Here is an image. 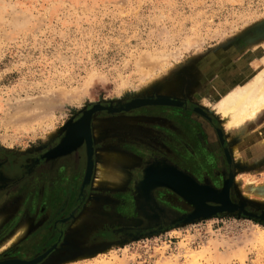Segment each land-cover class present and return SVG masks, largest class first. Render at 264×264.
Masks as SVG:
<instances>
[{
	"label": "rangeland",
	"instance_id": "1",
	"mask_svg": "<svg viewBox=\"0 0 264 264\" xmlns=\"http://www.w3.org/2000/svg\"><path fill=\"white\" fill-rule=\"evenodd\" d=\"M262 23L264 0H0V174L6 177L0 179V260L25 248L33 257L51 249L37 264H264V221L240 212L135 239L122 233L150 224L136 209L137 185L147 161L162 154L193 162L199 152L215 188L232 170L230 199L264 212V150L242 164L233 151L264 118L235 132L211 105L216 83L229 84L233 64L242 63V75L247 65L251 70L245 57L264 44ZM138 96L174 97L188 107L93 114V170L100 151L108 154L103 166L119 175L101 187L91 174L83 200L91 204L81 215L84 145L77 157L31 160L54 146L83 110ZM114 153L136 161L117 163ZM152 196L178 214L192 210L168 188H154ZM55 218L65 220L51 230Z\"/></svg>",
	"mask_w": 264,
	"mask_h": 264
},
{
	"label": "bare ground",
	"instance_id": "2",
	"mask_svg": "<svg viewBox=\"0 0 264 264\" xmlns=\"http://www.w3.org/2000/svg\"><path fill=\"white\" fill-rule=\"evenodd\" d=\"M253 53H254L253 54L254 57H256L255 59L254 57L248 55L245 57V59H249V58L252 59L251 65L249 64L251 66V70H248V65H247L246 69L244 68L245 70L242 75V72H240L238 69L239 66H237L239 64L238 62L236 64H233L231 69L226 73L229 76V79L231 78V80H229L228 85H224L223 82L216 83L215 93H218V96L217 98L215 97L216 99L211 105L214 111L219 113L222 119V123L224 124L227 130H233L235 132L236 131L239 132V130H242L245 127L246 125L245 123L248 122L253 123L260 117L264 118V44L261 45L260 48L256 47L255 49H253ZM241 64L242 63H240L239 65ZM220 72H223V70H221ZM220 74H225V73H220ZM173 99L174 97H168V96H138L130 99L126 103H128L127 107H132V106L134 107L145 104H151L153 102L158 104H168L171 103ZM124 105L125 104H119V105H115L114 107L113 106L111 107L117 109ZM195 110L198 114H201L205 116L207 119H210L209 115L201 107L196 106ZM91 114L92 113L90 112V109H86L78 120H76L75 122H70L60 142L49 149L50 154H59L70 151L71 152L73 151L74 153V151L78 147H80V145L85 146V149H87V153L90 154V152H93ZM192 134H193L192 132L188 133V135L190 136ZM215 136L217 137L220 143L224 142V133L220 128H216ZM236 149L239 151L240 154H242L241 155L242 160L239 159L241 164L248 163L247 160H249L251 157H254V154L256 152L259 154L261 150H264V125L256 128L255 130H252L247 136H245L242 139L239 145H236L233 148V151L234 150L236 151ZM97 153H99L98 158H99V163L101 164L97 169L93 170L94 166L92 162L91 172L95 171V175H96V177L94 176L95 177L94 185H100L101 183H103V185L105 184L106 186L109 184L116 183L117 176L119 175L117 174L118 172L116 171L111 172V169L109 171L107 170V168L103 166L104 163L103 159L106 158L108 154L100 151L99 152L97 151ZM223 154L228 163H230L233 160L231 152L225 147L223 148ZM113 155H115V153ZM113 155L112 157L117 163H128L131 162L132 160L134 162L136 161L134 158L127 156L126 154H118L115 156ZM184 158L182 156H179V154L177 156L173 155V157H170V160L168 159V157L165 158L164 156L155 157L151 160L152 163L156 160L154 162L155 167H153V165L152 166L150 165L151 164L150 161H147L148 163L144 166L145 169L150 162L149 164L150 166L146 170V175L147 177L150 178V180L144 182L143 185H140L138 183L137 185L138 193L135 204L138 212H140L146 218V219L144 218L145 222L148 221L150 223V224L148 223L149 225L145 227L146 229L158 230L160 227H170L171 224L174 225L179 220H184L193 216L203 217V216L211 215L217 210H228V212H231L236 208H241L240 204L243 203L240 202L234 203L230 199V192L233 185L234 175L231 176L230 172H228L229 173L228 176H226L222 180L221 187L215 188L211 182L212 178L208 176V173L209 174L211 173L210 170L204 168V161L193 164L190 161L187 162L186 160L184 161L183 160ZM200 163L202 168L200 167ZM86 165H88L87 169L89 170L91 165L90 161H88V164ZM169 166L174 167L181 173L175 171L173 168H170ZM183 167H185L188 170L184 169ZM144 169H143V174H144ZM159 170L164 174L163 173L160 174ZM193 173L199 174L200 178H203V182H199ZM163 176L164 178L167 177L168 181H170L171 184L176 185L178 189H180L183 193L184 192L186 193V196L183 195L185 202L188 204V206L192 207V210L194 209L193 212L178 214L176 212H173L165 207H161L160 205L156 204L152 196L153 189L151 190V186H153L152 182H156L155 179L160 180L162 179ZM230 176L231 178H229ZM90 200L91 198H88L86 202L83 203L81 215L84 214L87 209H89V206L91 204ZM21 232H22L21 229L18 230L15 233V235L10 239L12 241L15 240ZM50 250L51 249H46L45 251L34 256L30 260H24L18 257L6 258L0 260V264L1 263L37 264V262H39V260L41 261V259H43Z\"/></svg>",
	"mask_w": 264,
	"mask_h": 264
},
{
	"label": "water",
	"instance_id": "3",
	"mask_svg": "<svg viewBox=\"0 0 264 264\" xmlns=\"http://www.w3.org/2000/svg\"><path fill=\"white\" fill-rule=\"evenodd\" d=\"M152 98H154V97H152ZM119 102V101H118ZM118 102H115L114 104L113 103H108V104H94L93 106H91L89 109H90V112L92 113L91 115L93 116V114H95L96 112H100V111H107V112H109V113H120V112H127V111H130V110H132V109H137V108H140V107H146V106H175V107H182V108H187L188 106H187V102L186 101H184V100H180V99H177V98H174L173 99V101L171 102V103H168V104H158V103H155V102H153V103H151V104H145V105H140V106H132V107H127L128 105V103H125V102H127V101H125V102H122L121 104H125L124 106H121V107H119V108H117V109H114V108H112L111 106H113V105H117V104H119ZM150 103V102H149ZM114 107V106H113ZM86 110V109H85ZM85 110H83L82 111V113H81V115L77 118V119H75V120H73V121H69L66 125H65V129H64V132L66 131V129H67V127H68V125H69V123L70 122H75L76 120H78L81 116H82V114L84 113V111ZM193 110L194 111H196L195 110V108H193ZM64 134V133H63ZM63 136V135H62ZM62 139V137L59 139V141L55 144V145H57L59 142H60V140ZM223 142H221V144H222ZM54 145V146H55ZM81 146V145H80ZM53 147V146H52ZM51 148V147H50ZM49 149V148H48ZM46 150L43 154H41L39 157H37V158H34V159H32L31 160V165H34V164H36V163H39V161L40 160H50V159H54V158H57V157H59V156H63V155H66V154H69L70 152H64V153H59V154H50V152H49V150ZM92 153L93 152H90V154L89 153H87V149H86V155H87V159H86V164H88V161H90V169L88 170L87 169V166L88 165H86V171H85V175H84V179H83V182H82V185H81V190L80 191H83L84 190V188H86L88 185H89V183H90V179H91V174H92V172H91V169H92ZM156 161V160H155ZM154 161V162H155ZM152 163L151 162V166L153 165V167H155V163ZM148 164V166L144 169V174H143V178H142V180L139 182V184L140 185H143V183L144 182H147V181H149L150 180V178L149 177H147V175H146V170L149 168V165ZM229 165H231V162L230 163H228ZM30 166L28 165V166H26V168H29ZM170 168H173L175 171H177V172H180V171H178L177 169H175L174 167H172V166H169ZM152 168V167H151ZM159 172H160V170H159ZM228 172H230V174H231V176L233 175V173H232V170H230V171H228ZM161 173H163V172H160V174ZM181 173V172H180ZM148 174V173H147ZM164 174V173H163ZM162 174V175H163ZM231 176L229 177V178H231ZM164 176L162 177V179H160V180H158V179H155L156 180V182H152L153 183V186H151V188L152 189H154V188H157V187H165V188H168V189H170V190H172L174 193H176L179 197H181L184 201H185V199H184V196L183 195H185L186 196V193L184 192H182L180 189H178V187L176 186V185H174V184H171L170 183V181H168V178L166 177V178H164ZM0 179L1 180H5L6 179V177L5 176H3L2 174H0ZM151 189V190H152ZM82 194V193H81ZM238 202H240V203H243V202H241V201H238ZM244 204V203H243ZM243 204H240L241 205V208H236V209H234L233 211H231V212H228V210H217V211H215L213 214H211V215H208V216H203V217H201V216H193V217H190V218H187V219H184V220H179L177 223H175L174 225L173 224H171V226L170 227H173V226H177V225H179V224H181V223H189V222H192V221H194V220H198V219H201V218H207V217H211V216H213V215H217V214H220V213H233V212H240V213H242V214H244V215H247V216H249V217H255V218H258V219H260V220H262V221H264V213H261V214H255V213H252V212H249V211H247V210H245V208H244V206H243ZM194 211V209L193 210H191L190 212H193ZM170 227H168V228H170ZM165 228H167V227H160L158 230L157 229H151V230H149V229H146V228H142V229H136V230H133V229H131V228H129L128 229V232L126 231L127 230V228H125V229H122V233H123V235H125L126 236V238H129V239H135L136 237H138V236H141V235H144V234H152V233H154V232H158V231H160V230H162V229H165ZM129 230H131V231H129ZM40 261V260H39ZM38 263V262H37ZM1 264H10V263H1Z\"/></svg>",
	"mask_w": 264,
	"mask_h": 264
},
{
	"label": "flooded vegetation",
	"instance_id": "4",
	"mask_svg": "<svg viewBox=\"0 0 264 264\" xmlns=\"http://www.w3.org/2000/svg\"><path fill=\"white\" fill-rule=\"evenodd\" d=\"M185 136L186 137H189L190 135H188L187 133H185ZM190 137H192V136H190ZM189 140H192V139H189ZM85 147V146H84ZM73 152V151H72ZM85 152H86V149H85ZM74 153H76L75 155H76V157H77V149L74 151ZM93 153H94V148H93ZM93 153H92V161H93ZM196 157L194 158V160H193V162H191V163H197V162H200V159L201 158H199L200 157V153L198 152V153H196ZM162 156H164L165 158H167L166 156H168V155H166V154H162L161 155V157ZM172 156V155H171ZM180 156V155H179ZM169 160H170V156H169V158H168ZM93 166H94V164H93ZM200 167L202 168V166H201V163H200ZM205 168V167H204ZM187 170V169H186ZM211 171H213V168H211ZM192 172V171H191ZM93 173V172H92ZM194 174V173H193ZM195 176H196V178H197V180L198 181H202V178H200V175L199 174H194ZM208 176H210L211 178H213L212 177V174L210 173H208ZM213 180V179H212ZM213 184V183H212ZM214 185V184H213ZM214 186H216V185H214ZM218 187V186H217ZM85 189L82 191V194H81V197H80V200L81 201H85ZM84 193V194H83ZM83 201V202H84ZM63 205H64V203L61 205V207L58 209V210H60L61 208H63ZM82 205H83V203H82ZM81 205V206H82ZM65 220V218H61V219H58V218H55V220L53 221V224L51 225V230L52 229H55L56 227H57V224L59 223V222H61V221H64ZM24 250H25V252H23V253H21L20 255H17L18 257H20L21 259L23 258L24 260H26V259H28V260H30V258H32L33 256L31 255L33 252L31 251V250H29V251H27L25 248H23ZM16 256V255H15ZM14 257V256H13Z\"/></svg>",
	"mask_w": 264,
	"mask_h": 264
},
{
	"label": "snow or ice",
	"instance_id": "5",
	"mask_svg": "<svg viewBox=\"0 0 264 264\" xmlns=\"http://www.w3.org/2000/svg\"><path fill=\"white\" fill-rule=\"evenodd\" d=\"M257 27H264V23H262L261 25H258Z\"/></svg>",
	"mask_w": 264,
	"mask_h": 264
},
{
	"label": "crops",
	"instance_id": "6",
	"mask_svg": "<svg viewBox=\"0 0 264 264\" xmlns=\"http://www.w3.org/2000/svg\"><path fill=\"white\" fill-rule=\"evenodd\" d=\"M201 156V155H200ZM200 162H203V160L202 159H200Z\"/></svg>",
	"mask_w": 264,
	"mask_h": 264
}]
</instances>
